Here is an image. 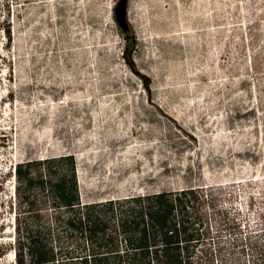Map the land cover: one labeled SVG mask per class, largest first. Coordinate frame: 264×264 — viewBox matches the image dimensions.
Instances as JSON below:
<instances>
[{
  "label": "rangeland",
  "instance_id": "obj_1",
  "mask_svg": "<svg viewBox=\"0 0 264 264\" xmlns=\"http://www.w3.org/2000/svg\"><path fill=\"white\" fill-rule=\"evenodd\" d=\"M0 0V245L17 163L72 155L81 202L199 189L213 264L264 254V0ZM0 264H15L14 254ZM257 260V261H256Z\"/></svg>",
  "mask_w": 264,
  "mask_h": 264
},
{
  "label": "trees",
  "instance_id": "obj_2",
  "mask_svg": "<svg viewBox=\"0 0 264 264\" xmlns=\"http://www.w3.org/2000/svg\"><path fill=\"white\" fill-rule=\"evenodd\" d=\"M122 30V60L150 101L151 80L133 60L134 34L127 24ZM13 179L14 241L0 245V256L12 251L15 264H213L225 251L208 243L204 207L212 199L199 189L83 204L72 155L17 163Z\"/></svg>",
  "mask_w": 264,
  "mask_h": 264
},
{
  "label": "water",
  "instance_id": "obj_3",
  "mask_svg": "<svg viewBox=\"0 0 264 264\" xmlns=\"http://www.w3.org/2000/svg\"><path fill=\"white\" fill-rule=\"evenodd\" d=\"M126 3L124 4V8L119 7L116 10V21L118 23V25L122 28V29H126V23H125V7H126Z\"/></svg>",
  "mask_w": 264,
  "mask_h": 264
},
{
  "label": "bare ground",
  "instance_id": "obj_4",
  "mask_svg": "<svg viewBox=\"0 0 264 264\" xmlns=\"http://www.w3.org/2000/svg\"><path fill=\"white\" fill-rule=\"evenodd\" d=\"M12 256H13V254H12Z\"/></svg>",
  "mask_w": 264,
  "mask_h": 264
},
{
  "label": "flooded vegetation",
  "instance_id": "obj_5",
  "mask_svg": "<svg viewBox=\"0 0 264 264\" xmlns=\"http://www.w3.org/2000/svg\"><path fill=\"white\" fill-rule=\"evenodd\" d=\"M117 14V13H116Z\"/></svg>",
  "mask_w": 264,
  "mask_h": 264
}]
</instances>
